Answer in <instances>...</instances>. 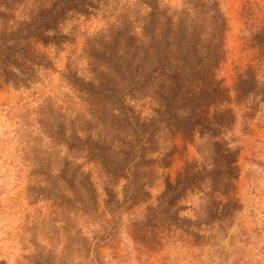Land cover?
<instances>
[{
  "label": "rangeland",
  "instance_id": "obj_1",
  "mask_svg": "<svg viewBox=\"0 0 264 264\" xmlns=\"http://www.w3.org/2000/svg\"><path fill=\"white\" fill-rule=\"evenodd\" d=\"M0 264H264V0H0Z\"/></svg>",
  "mask_w": 264,
  "mask_h": 264
},
{
  "label": "trees",
  "instance_id": "obj_2",
  "mask_svg": "<svg viewBox=\"0 0 264 264\" xmlns=\"http://www.w3.org/2000/svg\"><path fill=\"white\" fill-rule=\"evenodd\" d=\"M221 19V17H220ZM221 29H222V26H224V23H223V19H221ZM179 31L181 29V33H189V31H191L190 33L192 35H196L197 34V31L200 30V26L198 25L197 22H195V19L192 20L190 23H188V19L186 18L185 20H181L179 21V24H178V28H177ZM181 49L177 48L176 49V55L175 57L178 58L175 63H177V65L175 66L176 70H175V73L176 74H167L166 76L169 78V79H172V81L170 83L167 84V89L162 92L164 93V95L166 97H172L174 99L173 103H170L169 101L167 102V104H173V108H176V109H179L180 107L177 105V101L178 99L183 95L181 92L179 93V90H180V85L177 86V82L181 81L182 80V77H189V78H192L196 75L193 74V75H190V72L189 70H192V66L193 65H189L188 69H184V67H182V65H180V63H183L185 65H188L192 62H190V59L188 61V56H189V51L187 49H184V53H182L180 51ZM186 53V54H185ZM182 76V77H181ZM190 82L191 83H194L193 81H191L190 79Z\"/></svg>",
  "mask_w": 264,
  "mask_h": 264
}]
</instances>
